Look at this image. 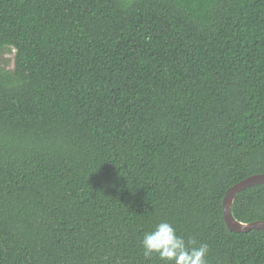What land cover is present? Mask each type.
Instances as JSON below:
<instances>
[{
    "label": "trees",
    "instance_id": "1",
    "mask_svg": "<svg viewBox=\"0 0 264 264\" xmlns=\"http://www.w3.org/2000/svg\"><path fill=\"white\" fill-rule=\"evenodd\" d=\"M0 264H264L223 201L264 174V0H0ZM233 216L264 221V184Z\"/></svg>",
    "mask_w": 264,
    "mask_h": 264
},
{
    "label": "clouds",
    "instance_id": "2",
    "mask_svg": "<svg viewBox=\"0 0 264 264\" xmlns=\"http://www.w3.org/2000/svg\"><path fill=\"white\" fill-rule=\"evenodd\" d=\"M145 258L158 257L165 264H208L209 245L198 243L195 238L178 235L167 221L156 224L144 232L139 241Z\"/></svg>",
    "mask_w": 264,
    "mask_h": 264
},
{
    "label": "water",
    "instance_id": "3",
    "mask_svg": "<svg viewBox=\"0 0 264 264\" xmlns=\"http://www.w3.org/2000/svg\"><path fill=\"white\" fill-rule=\"evenodd\" d=\"M264 184V174L251 176L240 183L236 184L230 188L223 201V216L224 221L228 229L232 232H249L251 230H263L264 231V221H258L251 224H243L238 222L233 216V203L236 196L242 191L254 187L256 185ZM236 223L240 226H236Z\"/></svg>",
    "mask_w": 264,
    "mask_h": 264
},
{
    "label": "rangeland",
    "instance_id": "4",
    "mask_svg": "<svg viewBox=\"0 0 264 264\" xmlns=\"http://www.w3.org/2000/svg\"><path fill=\"white\" fill-rule=\"evenodd\" d=\"M0 66H4L8 69H13L14 67V53H8L0 58Z\"/></svg>",
    "mask_w": 264,
    "mask_h": 264
},
{
    "label": "bare ground",
    "instance_id": "5",
    "mask_svg": "<svg viewBox=\"0 0 264 264\" xmlns=\"http://www.w3.org/2000/svg\"><path fill=\"white\" fill-rule=\"evenodd\" d=\"M236 226H240V225L236 223Z\"/></svg>",
    "mask_w": 264,
    "mask_h": 264
}]
</instances>
